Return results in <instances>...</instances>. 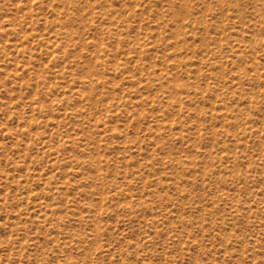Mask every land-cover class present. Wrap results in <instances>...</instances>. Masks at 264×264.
Wrapping results in <instances>:
<instances>
[{"label":"rangeland","instance_id":"rangeland-1","mask_svg":"<svg viewBox=\"0 0 264 264\" xmlns=\"http://www.w3.org/2000/svg\"><path fill=\"white\" fill-rule=\"evenodd\" d=\"M0 264H264V0H0Z\"/></svg>","mask_w":264,"mask_h":264}]
</instances>
